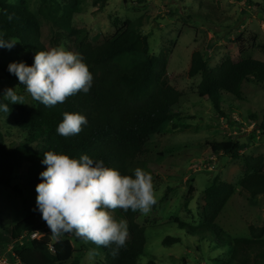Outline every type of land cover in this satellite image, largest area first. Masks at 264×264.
I'll return each instance as SVG.
<instances>
[{
	"label": "trees",
	"instance_id": "trees-1",
	"mask_svg": "<svg viewBox=\"0 0 264 264\" xmlns=\"http://www.w3.org/2000/svg\"><path fill=\"white\" fill-rule=\"evenodd\" d=\"M76 3L77 0H40L35 13L26 0H0V36L5 38L19 33L28 46H32L31 56L23 63L32 66L36 52L65 44L67 50L82 56L93 74V85L88 93L80 92L52 108L35 101L36 109L31 111L0 97V104H8L10 121L25 134L23 141L8 147L0 122V184L11 186L15 170L26 164L27 185L22 203L29 211L28 217L13 226L0 224V245L45 225V222L36 223L42 217L36 203V186L42 182L40 173L47 168L42 163L47 151L75 159L86 154L94 160H103L106 167L134 178V169L142 168L139 157L145 151L143 139L162 132L174 117L180 116L174 107L184 94L171 84L166 52L150 54L149 37L134 30L129 20L110 37L90 39L89 31L73 24ZM255 5L260 6L258 2ZM44 27L47 32L43 31ZM132 54H142L145 58L131 60ZM3 68L8 71L7 65ZM188 75L191 78L201 75L196 92L198 98H207L216 111L226 116L220 104L223 95L242 99L245 81L252 78L264 82V61L251 57L228 58L209 68L204 53L195 50ZM19 88L26 90L20 82ZM66 111L87 117L88 123L78 135L63 137L57 133ZM249 117L254 130L264 135V117L261 121L257 114L252 113ZM209 144L213 152L234 157H238L243 149L239 139ZM243 167L244 175L239 181L242 191L251 198L264 195V155L243 157ZM12 187L15 192L22 193L19 186ZM234 193L233 184L216 176L204 190L200 225L179 220L178 228L198 241L206 240L210 235L215 243L224 245L216 221ZM114 216L117 220H127L128 224L126 244L115 257L110 248L97 247L71 236L82 248L99 250L103 256L102 264H138L147 243L146 227L139 224L136 212L131 210L118 209ZM47 241V238L33 240L18 249L11 259L17 258L21 264H81L74 256L77 250L69 238L55 242L53 250ZM179 241L180 238L166 237L163 244ZM229 250L231 258L240 264H264V228L250 225L249 236L233 238Z\"/></svg>",
	"mask_w": 264,
	"mask_h": 264
},
{
	"label": "rangeland",
	"instance_id": "rangeland-1",
	"mask_svg": "<svg viewBox=\"0 0 264 264\" xmlns=\"http://www.w3.org/2000/svg\"><path fill=\"white\" fill-rule=\"evenodd\" d=\"M26 1L36 13L40 0ZM126 20L134 30L149 37L150 54L166 52L171 84L184 94L174 107L180 116L174 117L162 132L143 139L145 151L139 159L142 169L153 176L157 203L148 215L136 212L137 221L146 227L147 238L138 264H240L231 258L232 239L249 236L250 225L264 228V195L251 198L239 185L244 175L243 157L264 155V135L254 130L249 117L252 113L259 116V121L264 117V82L252 78L245 81L242 99L223 95L220 104L227 113L223 116L210 100L198 98L201 75L191 78L188 70L195 50L204 53L209 68L228 58L264 61V0H77L73 15V24L89 31L90 39L110 37ZM11 38L19 42L10 50L0 48V96L4 89H16L25 97V104L20 105L34 111L35 100L19 88L15 75L3 68L31 56L32 46L19 33L5 37ZM144 58L142 54L129 57L136 61ZM0 122L8 147L25 139L8 112L0 111ZM236 139L243 144L238 157L215 153L209 144ZM26 171L24 164L15 170L11 186L0 184V224L4 227L29 216L22 203ZM216 176L235 186L234 195L216 221L224 240V245L216 242L219 246L210 235L198 241L178 228L179 220L200 225L204 190ZM13 185L19 186L22 193L15 192ZM43 222L42 217L36 221L38 225ZM166 237L180 241L165 245ZM66 238L73 242L77 250L74 256L81 264H102L99 250H95L97 256L87 260L86 253L91 249L82 248L71 234L62 237ZM10 264L21 262L13 257Z\"/></svg>",
	"mask_w": 264,
	"mask_h": 264
},
{
	"label": "clouds",
	"instance_id": "clouds-1",
	"mask_svg": "<svg viewBox=\"0 0 264 264\" xmlns=\"http://www.w3.org/2000/svg\"><path fill=\"white\" fill-rule=\"evenodd\" d=\"M18 42L0 36V48L10 50ZM8 70L33 100L47 108L63 104L80 92L88 93L93 85V74L82 56L63 45L36 52L32 66L12 62ZM0 97L11 104H25V97L13 88L4 89ZM0 111L9 112L8 104H0ZM87 123L85 115L66 111L57 133L75 136ZM42 163L47 168L40 173L36 203L50 229V239L56 242L71 234L85 243L110 248L115 257L126 244L128 224L127 220H117L114 212L131 210L148 215L157 203L153 176L142 168L134 169L133 178L86 154L75 159L54 151H47ZM97 255L89 250L85 258L92 260Z\"/></svg>",
	"mask_w": 264,
	"mask_h": 264
},
{
	"label": "built area",
	"instance_id": "built-area-1",
	"mask_svg": "<svg viewBox=\"0 0 264 264\" xmlns=\"http://www.w3.org/2000/svg\"><path fill=\"white\" fill-rule=\"evenodd\" d=\"M51 232L47 224H45L41 229L32 232H23L20 236L13 239L11 242L0 245V264H10L11 256L16 253L18 249L26 247L33 240L50 238ZM56 241H47L48 246L53 250V246Z\"/></svg>",
	"mask_w": 264,
	"mask_h": 264
}]
</instances>
